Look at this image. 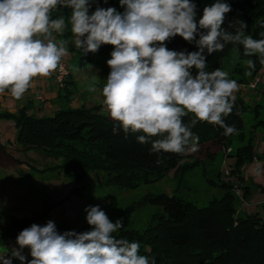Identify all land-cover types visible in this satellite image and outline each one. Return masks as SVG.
Instances as JSON below:
<instances>
[{
    "label": "clouds",
    "instance_id": "clouds-1",
    "mask_svg": "<svg viewBox=\"0 0 264 264\" xmlns=\"http://www.w3.org/2000/svg\"><path fill=\"white\" fill-rule=\"evenodd\" d=\"M119 2L123 13L97 7L89 14L90 0H0V94L21 100L36 78L51 77L68 55L69 41L57 36L70 26L76 49L95 53L103 44L114 48L101 88V115L119 126L114 134L121 129L142 133L137 142H151L152 153L177 155L199 150L200 137L192 131L198 123L218 125L225 136L238 134L224 118L233 111L239 85L220 68L206 70L204 53L242 45L245 57L258 55L264 64V38L246 35L242 20L229 24L234 31L225 30L222 25L232 9L220 0L203 8L198 22L192 0ZM61 7L71 10L67 21L63 15L53 18ZM175 36L195 41L199 50H169L166 42ZM244 64L249 69L245 75L251 76L254 61ZM96 83L93 78L89 91H96ZM157 163L163 160L158 157ZM85 211L90 231L60 234L53 221L32 224L17 236L19 247L11 256L21 264H155L140 254V243L113 235L124 226L123 218L113 222L99 206ZM24 248L30 249L31 260L22 254ZM0 264L12 260L0 253Z\"/></svg>",
    "mask_w": 264,
    "mask_h": 264
},
{
    "label": "trees",
    "instance_id": "trees-1",
    "mask_svg": "<svg viewBox=\"0 0 264 264\" xmlns=\"http://www.w3.org/2000/svg\"><path fill=\"white\" fill-rule=\"evenodd\" d=\"M196 4L197 22L203 14V8L210 6L216 0H192ZM230 5L232 11L226 14L222 27L234 31L229 24L236 20L247 23L246 35L254 39L264 36V0H220ZM91 5V1H90ZM116 7L115 4L111 5ZM70 9L59 8L53 12V18L63 15L67 21ZM68 40L72 37L70 26L63 33ZM199 39V35L196 37ZM169 50L177 52L198 51L193 41L189 43L180 36L171 39ZM234 49L238 59L244 63L252 59L255 69L252 75L246 76L249 71L245 65L236 72L241 76L233 78L238 84L249 85L264 69L258 55L245 57L242 45L229 44L223 52L204 55L208 64V71L220 68L229 51ZM114 50L112 45L103 44L94 54L111 57ZM193 75L196 70L192 69ZM74 82L71 73L66 78L64 87L59 90V97L69 99L74 95ZM75 89V87H74ZM245 103L243 99H235L232 113L225 117V123L234 126L238 131L243 126V112ZM24 107L15 113L0 110V122L12 121L15 123L16 145L24 151L37 150L47 157H54L63 161L59 168L65 175L73 176L78 181H83L87 173L107 174V184L121 189H136L141 176L145 181L150 177L164 179L172 170H187L193 167L184 161L189 155L173 153H152L151 142L141 145L137 136L142 133H124L119 130L113 133V128L119 126L109 116L101 115V102L91 108L60 109L51 116L37 117L28 113ZM192 117H185L189 122ZM194 134L200 137L199 145L214 143L223 148H228L234 134L225 136L224 129L218 125L198 123L192 128ZM152 139H156L153 137ZM264 140V136H263ZM252 140L248 146L240 148L235 156V170L232 174L240 173L242 166L257 159L253 154ZM0 151L7 153L6 147L0 143ZM158 157L163 160L158 164ZM47 170L43 169L41 173ZM240 179V180H241ZM243 183V181H242ZM86 186L76 188L65 198L69 200L76 194L82 196ZM226 191L219 198L212 199L207 206L197 207L191 202L176 196L159 194L150 197L152 204L158 207V213L152 217L151 224L143 231L129 228L130 222L124 221V226L115 236L127 239L130 242L140 243V254L146 255L150 262L155 264H264V204L263 215L260 213L247 214L245 217L238 215L236 200L238 197L233 192V185H223ZM241 187V186H240ZM260 188V187H257ZM244 202L249 196V187L245 188ZM264 191V188H262ZM243 198V199H244ZM242 201V200H241ZM59 203L55 206H60ZM53 208L47 209L41 216H47ZM132 208H127L122 213V218L129 216ZM35 219H12L8 225L0 230V246L7 247L9 243L17 244L19 233L34 224ZM88 225L78 229L67 222L59 225L58 233L67 231L82 233L90 231ZM25 257L31 260L30 249L24 248ZM12 264H21L19 259L11 258Z\"/></svg>",
    "mask_w": 264,
    "mask_h": 264
},
{
    "label": "rangeland",
    "instance_id": "rangeland-1",
    "mask_svg": "<svg viewBox=\"0 0 264 264\" xmlns=\"http://www.w3.org/2000/svg\"><path fill=\"white\" fill-rule=\"evenodd\" d=\"M90 1L89 14H92L97 7L107 9L114 4L117 12L124 11L119 0ZM73 39V36L68 39V49L70 46L74 47L75 57L70 59L68 54L61 63L67 64L72 74L71 81L74 79L75 83L72 86L73 92H78L84 102L89 103V107H93L102 102L101 88L110 73L107 60L111 57L92 52L85 53L83 49L78 50L72 43ZM170 41L166 42L167 48ZM244 66L235 50L231 49L221 70L228 73L229 79H238L241 74L236 71ZM56 72L57 70L54 83L57 86ZM76 77L78 79H75ZM257 77L261 79L257 90H250L248 85L238 84V91L234 93L237 99H243L245 110L242 115L243 126L238 134H234L228 148L214 143L199 145V150L189 154L184 161L186 165L193 167L187 170H172L163 180L150 177L145 181V178L141 176L136 189L127 190L110 186L107 184L109 177L104 173H87L83 181H78L73 176L65 175L59 168L63 164L62 160L47 157L37 150L24 151L16 143L7 144V153L0 151V230L5 228L12 219H35L34 224L40 226L53 221L56 229L60 224L67 222L78 229L88 225L85 209L99 206L113 222L121 219L123 211L127 208H132L130 210L132 213L123 220L130 222L129 228L143 231L151 224L153 215L158 213V207L151 203L150 197L167 194L191 202L197 207H204L226 191L223 185L234 186L233 192L239 199L236 200L239 216L245 217L251 213L263 215L264 69L258 73ZM93 78L97 81L95 92L89 91ZM41 100L43 101V98ZM60 101L63 106L64 102ZM251 140L254 145L253 154L257 159L242 166V180L239 177L240 173L232 174L235 170V156L238 150L248 146ZM257 168L260 169L259 174H257ZM43 169L47 170L44 174L41 173ZM83 186L86 187L82 196L74 194L65 201L74 189ZM247 187L250 193L247 202H244ZM238 189L241 191L239 195ZM59 203L62 205L55 206ZM50 208L53 210L47 216H41ZM14 248L18 247L11 242L7 247L0 246V253H5L7 258H12L11 252ZM22 254L25 256L26 252L22 250Z\"/></svg>",
    "mask_w": 264,
    "mask_h": 264
},
{
    "label": "crops",
    "instance_id": "crops-1",
    "mask_svg": "<svg viewBox=\"0 0 264 264\" xmlns=\"http://www.w3.org/2000/svg\"><path fill=\"white\" fill-rule=\"evenodd\" d=\"M63 35L57 36V39H65ZM73 48V46H70L68 49L70 59L75 57L73 55ZM54 75L55 72L51 77L36 78L33 81L32 87L26 92L21 100H16L7 92L0 94V110H7L11 113H15L19 109L26 107L29 109V114L35 115L37 117H43L51 116L64 107L77 109L86 106L91 108L88 105L89 103L86 104V102H84L83 97L78 92L74 93V95L69 99L66 97H59L60 93L59 89L54 83ZM75 79L78 78L76 77ZM40 95L43 98V101L41 100ZM60 100L66 104L63 103V106H61L62 104L60 103ZM104 116L108 115L104 114ZM16 133L17 129L14 122H0V143L4 147L7 148V144L9 143H16ZM11 138L12 140L10 141Z\"/></svg>",
    "mask_w": 264,
    "mask_h": 264
},
{
    "label": "built area",
    "instance_id": "built-area-1",
    "mask_svg": "<svg viewBox=\"0 0 264 264\" xmlns=\"http://www.w3.org/2000/svg\"><path fill=\"white\" fill-rule=\"evenodd\" d=\"M70 75L69 69L67 64L61 63L60 67L57 69L56 72V83L58 89H62L65 84L66 78ZM261 84L260 77H256L248 86L250 90H257ZM42 99V98H41ZM238 195L241 193L240 189H238Z\"/></svg>",
    "mask_w": 264,
    "mask_h": 264
}]
</instances>
